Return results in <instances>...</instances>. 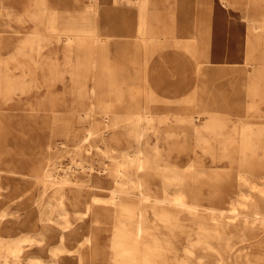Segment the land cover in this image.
I'll return each mask as SVG.
<instances>
[{
    "label": "bare ground",
    "instance_id": "1",
    "mask_svg": "<svg viewBox=\"0 0 264 264\" xmlns=\"http://www.w3.org/2000/svg\"><path fill=\"white\" fill-rule=\"evenodd\" d=\"M166 1L0 0V105L8 103L3 93L28 89L35 83L47 88V95L40 100L49 102L44 109L56 121L60 100L54 88L57 79L67 73L74 100L81 106L77 116L88 123L99 99L121 98L118 88L113 92L116 95L105 92L111 89L105 87L103 64L109 45L121 56L132 51L134 58L129 62L133 65L138 64L140 52L144 71L139 80L145 89L140 111L130 117L125 130L135 131L133 140L138 147L145 137H153L148 145L154 153L144 156L139 147L136 153L116 159L107 146L116 133L107 137L105 129L98 132L85 127V135L75 145L79 143L80 148L101 140L97 147L104 156L103 167L62 154L64 140L55 145L48 140L39 150L37 163L30 165L22 157L16 159L9 149L10 134L0 111V264H264V140L260 139L264 121L252 115L238 121L237 131L232 126L233 133H225L227 142L235 136L243 139L250 155L220 171L216 165L195 167L194 162L180 161L189 154L170 162L167 147L175 146L167 139L173 132L168 123L185 130L184 142L193 133L196 144L207 150L212 145L204 133L216 137L229 124L219 123L212 115L201 116L192 108L173 122L165 112L156 118V105L162 108L161 113L172 101L184 98L173 100L156 94L146 74L152 53L150 40L185 32L188 37L174 39V43L193 55L197 37L192 31L205 34L216 28L221 32L223 27L238 31L223 21L190 23L197 15L186 5L188 0H178L180 8L164 13L170 21H179L178 25L161 26L159 11L152 8ZM234 1L219 0L226 12ZM203 11L202 15L212 13ZM91 14L92 18L88 17ZM244 31L240 37L226 39L235 42L238 50L233 60L250 64L247 72L263 62L258 47L264 45V23L247 24ZM135 38L140 46H132L130 40ZM200 47L205 51L201 60L195 59L198 68L201 63L225 58V53L216 58L209 52L208 38ZM13 65L32 73L34 83L29 80L25 86L15 85L8 74ZM62 84L68 87L65 80ZM193 99H186L183 107L192 106ZM204 100L200 99L198 108L212 106ZM256 118L260 122H255ZM112 122L117 124L120 118L116 116ZM86 149L90 152L92 148ZM153 160L158 164H152ZM146 163L157 170L163 166L159 186L142 179ZM96 176L110 177L112 187L97 184ZM105 189L109 197L98 196L99 190ZM99 204L111 208L110 232L105 229V215L97 211L104 207Z\"/></svg>",
    "mask_w": 264,
    "mask_h": 264
},
{
    "label": "rangeland",
    "instance_id": "2",
    "mask_svg": "<svg viewBox=\"0 0 264 264\" xmlns=\"http://www.w3.org/2000/svg\"><path fill=\"white\" fill-rule=\"evenodd\" d=\"M188 2L186 3V5H191L192 8L196 10L195 15H197V17L190 19V23L198 25L205 22L212 23V21L215 20L217 22H224L225 17L231 18L227 21L230 22V24L234 26V29H237L238 31H236L237 33H234V31L232 33V36L235 38L240 37L243 32H245L244 27L246 28L247 24L249 25L255 23L260 25L261 23H264V16H262L264 15V0H239V2L238 0L234 1L231 4V9L229 10V13L231 15L229 16L218 15L219 13L221 14L226 12L225 8L221 6L219 0H195L194 3L193 0H188ZM180 7V2H178V0H167L164 4L156 5L152 9L154 11H159L161 21V23L159 24L161 26H169L173 25L174 23L172 24V21H169V19L164 15V13H167V11H170L172 9H178ZM254 7L258 8V10L254 9ZM208 10L210 12L212 11V13L209 15L207 13L204 15L201 14V11L206 12ZM213 11H215L218 15L216 16V18L214 17L215 12L213 13ZM88 17L92 18V14L91 16L88 15ZM116 39L119 40L118 38ZM171 40L172 39H168L167 37H157V39L150 40V49L152 52L150 60L156 61L155 67L153 68L152 66V68L150 69V77L152 78V80L153 77L158 78L160 74L162 75L161 71L159 72L160 68H165L166 73L168 72V68L171 67L168 64V61L171 59V57H173V55L171 54H176L177 52L178 54L176 55H179V52L182 51L183 54L181 55H188V52L186 50L183 51L181 48L176 47L174 40H172L173 42ZM130 41L132 46L133 44H137L138 46H140V41L138 39L135 38ZM232 44L234 47V52L236 53L238 50L235 47V42H233ZM111 46L112 45H109L110 49L107 48V50L109 51L108 54L105 56L103 63L105 66L104 79L107 83L105 87L111 88L105 92H109V94L117 92L118 88L121 91L120 94L118 93L121 98L118 99V97L114 96L113 99H99L96 102V106L94 107V118L91 119L88 123H84L82 121V118H79V116H77V109H80L81 106L77 102L78 100H74L76 98L75 93L71 91V78L67 73L63 77L60 76V78L57 79L58 82L56 88H54V91L56 92V94L58 95V99L60 100L58 103L59 109L57 111L58 118L56 119V121H54V119L50 117L49 110L44 109V107L46 108L47 106H50L48 105L49 102H46V100L45 102L41 101L42 99H44V94L47 95L48 93L47 88L45 86H35L33 78H30L32 73L28 72L26 74L23 69L16 68L15 65L11 66V69L8 71V74L9 77L13 78L15 85L22 84L25 86V84H27V81L29 80H32L31 83H34L32 84L33 86L28 87V89L24 87L20 90L14 89L11 92L7 91L8 93H3L4 96H6V101L8 103L0 105V111L3 113V124L8 127L7 129L9 130L10 134V137L7 138L8 147L10 150H12V152H15L16 159L22 157L23 159H25V162H29L30 165L35 164L37 163L36 160L38 159L37 155L39 154V150H41L40 148L42 146H45L48 140L50 143H52V145H55L56 141L64 140L66 146L63 147L64 151L62 152V154H65L69 157L73 156L74 158L80 157L91 164L97 165L98 167H103L105 165L104 156L101 154L100 148L97 147L98 145H102L101 140H92L89 145H83L80 148L78 147L79 143L75 145L78 139L85 135V127L91 128L93 130L95 129L98 132H101L105 129L106 133L104 135L107 137L110 135L111 132L116 133L114 139H110V141H107V146L112 148V157L116 159H119L123 156L125 157L127 153H136V150H138L139 147H142L144 149V156L154 154L152 152L151 147H149L148 145L153 140V137H145L143 139V143L138 147L137 143L133 140V135L135 131H132L130 129L125 130L126 126L129 125L130 117L134 116L135 113L140 111V109L138 108L140 103H142V99L140 97L142 96V92L145 89L144 84L141 83L139 80L141 74L144 71L143 65L140 64V52L139 54H137L138 64L133 65L129 62V58L131 59V61L134 58V53H132V51L129 55L125 54V56H121L119 52L114 53V50H111L113 49L111 48ZM258 49L262 51L261 54L263 56V62L261 61V64H264V45H261L260 47H258ZM159 58L161 59L160 61ZM233 63V66L235 67V72L232 73L230 78L232 79V81L236 80L237 88V82H239V80L244 81L243 70H245L247 66H250V64L246 62L243 63L242 61L236 63L234 60ZM201 67L202 65L198 69H200ZM218 77L213 79L214 81L212 82V84H204L202 87L199 86V82L197 84H194L196 85V87L193 88V93L191 92V94L186 96V99H191L192 97L194 98L193 101L191 100L192 106L188 104V109H185L183 107L186 104V99L175 102L172 101L173 105H168L167 111H163L161 113L159 112L162 111V108L156 105V108L158 107V109L155 108V110H157L155 111V114L156 118L158 119L165 112L168 114V120L173 122L176 117H182L180 115L185 114L183 111L190 112L189 109L192 108L194 109L193 111L201 112V116L212 115L214 118L220 117L222 120L226 119L228 121L227 124H229L228 126L226 125L222 132L216 137L212 134L204 135V137L207 139V142L212 145L211 148L207 150L201 149V147L196 144V141L198 139L193 133L188 137V141L184 142V139L186 138L185 130L183 131L181 129H178V125L175 123H168L172 126L173 132L168 133L169 136L167 137V139H169L170 143H174L175 146L173 147L169 145L167 147L170 162H177V160L179 159L176 160V156L184 155L186 157L187 154H189L190 157H186V159L184 160L180 159V161L186 163H189L190 161L191 163L194 162L195 167L196 164H198L199 166L202 165L204 167L217 166L218 170L220 171L223 169V167H225V165H229L231 163L234 164L235 162H237L236 160H238L242 156L250 155V149H248L249 147L243 144V139L239 140L238 137L235 136V138H233L231 141L227 142L224 140L226 132H229L231 134L233 133L232 126L235 128V131H237L238 121L240 122L242 119L245 120V118L248 119L253 118V116H255L261 118L264 121V118L260 117L257 114H254L249 109V107L244 101V97H242L241 95L242 92H240L239 88H237V94L235 95V106H232L231 109L228 106L226 109L220 111L221 113H219V110L213 111L209 107H207L206 109L197 107V103L200 102L201 98L207 99L210 98L211 95L219 92V90L221 89L219 87V81L223 82V80H226L227 75L224 76V79L219 78L218 80H215ZM64 80L65 82H67L68 85V87L66 88L64 84H62ZM151 82L153 85V81ZM242 87L244 88V85H242ZM207 88H210V91L208 90V92L206 93L203 90H206ZM162 91L167 93L161 95H169V99L174 98V96L177 97L174 99H178L179 95L181 96V93L179 91L174 93V96L172 97L170 95L169 88L166 89V91L162 89ZM0 99L2 100V97ZM135 102H139V104H135ZM36 108H39V110L35 111ZM203 110H209L210 112H205ZM116 116L120 118V122L117 124H113L112 121ZM105 117H107V119ZM259 120L260 119L256 118V120L254 121L260 122ZM260 139L264 140V135L261 136ZM159 142L160 149H162L163 142L161 140H159ZM244 145L245 148H247H243L244 150H241ZM88 146H91L92 148L90 152L86 149L88 148ZM8 147H6V150ZM52 149L55 151L54 148ZM239 151H242L243 153H240ZM15 161L19 162L18 160ZM151 163L158 164V161L153 160V162ZM146 166L147 167H145L144 171L142 172V179L152 182L153 187L159 186V182L162 181L161 169H163V166L160 165V167H158V170L157 168L152 167L149 163H146ZM94 180L97 184L106 186L108 188L112 187V182L110 180V177L108 176H96ZM99 191L100 192H98V196L103 198L109 197L107 189ZM98 207L101 208H97V211L105 215V229L110 232V226L112 221L111 208L108 210L107 208H105L106 205L102 204H99Z\"/></svg>",
    "mask_w": 264,
    "mask_h": 264
},
{
    "label": "crops",
    "instance_id": "3",
    "mask_svg": "<svg viewBox=\"0 0 264 264\" xmlns=\"http://www.w3.org/2000/svg\"><path fill=\"white\" fill-rule=\"evenodd\" d=\"M217 15V14H216ZM218 15L223 16H229L231 15L229 12L225 13H219ZM231 18H224V24L227 23V25H231L230 22L227 20H230ZM170 21V20H169ZM216 21V20H215ZM179 21L172 20V24L177 23ZM221 22V21H219ZM209 32H205V34H202L200 32H197V30L192 31L193 37H197V43L195 44L196 51L192 55L191 53H188V55L185 54V56L181 55L183 54L182 51L179 52V55L176 52V54H171L173 57L168 61V64L171 66L167 70L160 68L159 72L161 71L162 75L158 76V78H154L153 80L150 77V69L155 67L156 61L149 60L147 62V82L149 83V86L153 87L155 92L157 94H165L167 92H163V90L166 91V89L169 88L170 95L173 97L174 93L179 92L181 93V96L179 95L178 98H184L182 100L186 99V96L191 94L192 91H194V87L199 82V86L202 87L204 84H212L214 81L213 79L218 77L215 80H218L219 78H223L227 75V81L223 80V82L219 81V87L221 88L218 93L211 95L210 98H207L204 101L210 100L212 106L207 105L203 109H206L209 107L211 110H219L218 112L221 113L223 109H226L228 106L230 109L232 106H235L234 101H236V91L237 88L240 89V92H242V97H244V101L246 105L249 107V109L254 113L259 115L260 117L264 118V64L257 65L255 69L248 70L245 72L243 70L244 75V81L239 80L237 82V88H236V80H233L230 78L232 73L235 72V67L233 66V55H234V47L232 44V41L227 42V38L231 39L232 32L230 31V28L223 27L221 29V32H219L216 28L208 30ZM187 33L182 32L180 35H174V34H166L164 37H167L168 39H185L188 37L186 36ZM163 37V35H162ZM215 37V38H212ZM222 37L224 38V43L222 41ZM205 38H208V44H209V52H211L216 58L222 57V54L225 53V58H223L220 62H213V63H201L202 67L198 69L197 64L195 63L196 60H201L203 56V51L201 46V43L203 44ZM171 40V41H172ZM173 42V41H172ZM174 45V44H173ZM178 48V45H175ZM207 48V50H208ZM184 51V48H181ZM206 50V51H207ZM207 52V53H209ZM150 59V58H149ZM161 59L159 58V61ZM158 61V62H159ZM227 63V64H226ZM226 64V65H224ZM222 65V66H221ZM240 69V68H239ZM238 69V70H239ZM243 69V68H241ZM242 71V70H240ZM174 74H173V73ZM176 72V73H175ZM242 73V72H241ZM234 76V74H233ZM153 81V85L152 82ZM244 85V88L242 87ZM156 88V89H155ZM243 88V89H242ZM159 92H157V91ZM210 91V88H207L205 91L206 93ZM244 91V92H243ZM193 93V92H192ZM186 94V95H185ZM221 94V95H219ZM166 98H170L169 95L164 96ZM191 96V95H190ZM174 98H177L174 96ZM171 98V99H174ZM189 99V98H187ZM206 112H210L209 110H203ZM214 114V113H213ZM220 122L227 124L228 121L226 119L222 120L220 117L216 118ZM227 121V123H225ZM223 125V124H222ZM224 126V125H223ZM222 132V131H221ZM209 134V133H208ZM207 133H204V135H208Z\"/></svg>",
    "mask_w": 264,
    "mask_h": 264
}]
</instances>
